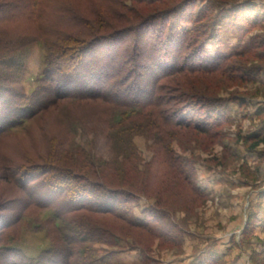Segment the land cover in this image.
Masks as SVG:
<instances>
[{
  "label": "rangeland",
  "instance_id": "1",
  "mask_svg": "<svg viewBox=\"0 0 264 264\" xmlns=\"http://www.w3.org/2000/svg\"><path fill=\"white\" fill-rule=\"evenodd\" d=\"M182 1L140 4L138 0H52L87 16L92 11L107 13L108 22L118 29L121 25L127 29L130 36L125 47L136 34L149 32L146 43L140 46L144 58L134 59L124 77L127 85L134 86L131 97H135L137 85L147 88V93L152 88V83L145 86L149 79L147 70L155 67L151 55L154 58L158 55L150 51L151 40L164 37L158 29L161 22L148 26L153 23L149 17L155 12L169 11L167 14L174 13L172 18L186 21L194 11L200 20L195 28L209 35L195 57L202 53L215 60L218 56L238 55L225 62L217 73L198 72L186 77L187 82L197 85L198 92L202 90L216 104L204 103L202 107L191 104L183 112L178 111L179 115L205 124L210 134L170 126L160 133L162 124L150 111L142 129L132 136L136 152L132 163L123 156L118 160L115 157L120 144L116 146L117 142L108 137L114 130L105 120L109 106L103 102L80 105L60 102L34 119L25 130L0 139V225L5 223L4 217H9L7 223L17 219L9 230L0 229V264H35L50 246L48 231L35 224L41 223V219L46 222L49 214L38 207L31 212H20V200L12 202L15 198L12 191L16 188L5 180L3 167L8 160L18 166L74 167L84 176L86 172L92 177L94 172L103 173L105 180L115 178L113 170L119 169L124 174L129 170V175L122 177L137 184L134 189L137 193L134 196L123 193L119 199H139L136 204H129L128 210L141 221H149L150 226L131 225L125 216L121 219L106 213L76 214L78 221L106 228L115 238L113 245L92 244L95 264H264V142L261 143L264 140V0H187L177 9ZM138 15H144L143 19L138 20ZM143 25L147 29L143 30ZM0 26L23 36L30 32L28 26L17 25L14 20ZM17 34L8 37V42L21 39ZM104 42L94 49L111 54L115 42ZM162 44H169V40ZM189 47V51L194 49L192 44ZM187 52L182 56L186 65L200 66L199 62L193 63L190 54L185 58ZM45 54L40 43L33 45L22 84L1 83L0 93L9 96L5 88L19 94L24 90L28 95L39 92L45 86L41 79ZM65 65L68 64L59 63L57 67ZM174 76L164 78L159 84L169 89L166 94L169 99L178 96L171 88L178 87L174 85ZM43 89L40 98L45 95ZM149 96L148 93L137 98L146 100ZM67 117L77 123L76 136L63 123ZM160 136L169 148L158 142ZM163 157L177 159V165L189 179L180 178L170 162L162 161ZM42 176L33 174L39 179ZM66 187L69 184L61 181L49 188V200H54ZM37 218L39 221L31 225ZM9 235L15 242L6 241ZM49 263L52 264L45 262Z\"/></svg>",
  "mask_w": 264,
  "mask_h": 264
},
{
  "label": "trees",
  "instance_id": "2",
  "mask_svg": "<svg viewBox=\"0 0 264 264\" xmlns=\"http://www.w3.org/2000/svg\"><path fill=\"white\" fill-rule=\"evenodd\" d=\"M138 1L140 4H153L162 0ZM186 1L183 0L179 4L180 6L178 5L176 8L183 7ZM155 8L157 9V7ZM18 9L20 10L17 12ZM109 10L110 14L111 8ZM0 12L2 13L0 25L14 20L17 25L28 26L30 31L26 36H23L11 33L8 29L0 28V84L12 86L22 84L24 76L27 74V57L33 45L40 43L46 52L42 61L44 70L41 74L42 83L45 84L42 86L44 88L42 94L45 95L39 97L42 88L38 89L39 92L34 91L30 95L27 94L26 90L19 94L6 88L5 92L9 96L0 93V139L9 138L11 134L25 130L34 119L60 102L78 105L86 102L107 104L109 107L105 114V120L108 124H112V131L114 130L113 134L108 135V137L117 142L116 146L120 144L115 151V157L118 160L120 156H123L125 160L131 163L133 155L136 154L132 136L142 129L143 120L150 114V111L154 119L157 118V121H161H159L162 124V128L159 127L160 133L161 129L170 126L192 128L203 134H210V130L205 124L193 119H183L181 118L182 115H179V112L190 108L191 104L198 107L204 106V103L211 104L209 106L216 104L212 101L214 99L206 96L202 90L198 92L196 90L198 89L197 85H194L193 82H187L186 77L198 72L217 73L224 67L225 62L238 54L218 56L215 60L209 59L202 53L198 54L200 55L198 58L195 57V54L201 51L203 41L209 35L195 28L200 20H197L198 16L194 15L193 10L190 13L191 19L187 17L186 21L172 18L174 13L167 14L169 11H158L149 17L153 21L148 25L149 27L161 22L162 26L158 29L164 37L151 40L150 51L158 55L156 58L151 55L150 60L155 67L152 71L147 70L146 72L149 79L145 86L147 87L149 83H152V88H148V90L150 89L148 91L150 96L146 100H139L137 97L148 94L147 88L142 89L137 85L135 97H131L130 92L134 86L127 85L128 82L124 77L128 65L134 59L144 58L140 46L146 43L145 38L148 37L149 32H144L146 34L143 35L141 33L136 34V38L134 37L135 39L133 38L130 45L125 47L126 38L130 36L125 31L127 29H123L122 25L118 29L116 25L108 22L107 13L92 11V14L87 16L57 2L52 3V0H0ZM113 13L118 14L116 11ZM143 17L144 15H138L137 18L141 20ZM188 23L192 24L189 28L185 27ZM166 25L168 26L165 27ZM145 27L143 25V30ZM208 28L206 27V32H208ZM112 29L113 31H108ZM140 29L141 27L139 31ZM14 34H17L21 39L15 41L17 37L8 42V37ZM166 39L169 40V44H162ZM101 42H115L111 54H106L98 48L94 49V46ZM191 44L194 49L189 51ZM184 52H187L185 58H188L187 55L190 54L193 63L199 62L200 66L186 65L182 59ZM59 63L68 65L58 68L57 64ZM202 64L203 66H201ZM67 73H69L68 77ZM173 74H175L173 77L174 85L177 84L178 87L175 85L171 88L178 96L175 95L176 98L169 99V96L168 98L166 96L169 89L159 84L165 80L164 78L172 77ZM58 76H61L60 79ZM98 86L101 88L92 90ZM10 114L13 117H10ZM63 123L67 125L71 134L76 136L77 123L68 117L64 119ZM157 134L158 137L159 133ZM159 138L160 144L166 143L161 136ZM263 142L264 140L261 141V143ZM259 145L260 142L254 146L256 148ZM165 146L169 148L168 143ZM162 161L170 162V166L177 170L180 178L189 179L177 165V159L163 157ZM3 167L5 180L13 188H16V191H14L15 189L12 191L15 196L12 202L15 204L20 200L19 211L27 213L38 207L49 214L46 222L41 219V223H35L39 221V218L30 222L31 225L35 223L37 228L48 231L50 238L49 248L42 252L43 255L35 264H45L47 261L52 264H58L57 261L59 264H95L92 244L113 245L115 238L106 228L91 226L74 217L80 212L106 213L121 219L125 216L127 223L131 225H137L140 228L150 226L149 221H141L135 217L131 209L128 210L129 204H136L139 199H119L123 193L132 196L137 193L134 190L137 184H133L132 180L123 178L124 173L119 169L113 170L116 173L115 176L113 175L115 178L105 180L103 173L94 172V177H97L95 179L87 172V176L80 174L74 167L18 166L9 160L4 161ZM88 172L93 173L89 170ZM124 172L127 173L124 174L125 176L129 175V170ZM33 174L43 176L39 179L33 177ZM97 180H99V184ZM61 181L68 183L69 187L61 190L54 200H49L50 195L47 190L59 185ZM147 195L145 192V196ZM124 206L126 209L118 210V207L123 208ZM8 218H3L5 223L0 225V229H10L12 222L7 223ZM16 221L17 219L13 223L15 224ZM6 241L8 243L15 242L12 235H9Z\"/></svg>",
  "mask_w": 264,
  "mask_h": 264
}]
</instances>
